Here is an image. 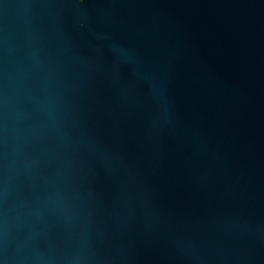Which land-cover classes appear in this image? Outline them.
Masks as SVG:
<instances>
[{
    "label": "water",
    "instance_id": "95a60500",
    "mask_svg": "<svg viewBox=\"0 0 264 264\" xmlns=\"http://www.w3.org/2000/svg\"><path fill=\"white\" fill-rule=\"evenodd\" d=\"M0 264H264V0H0Z\"/></svg>",
    "mask_w": 264,
    "mask_h": 264
}]
</instances>
